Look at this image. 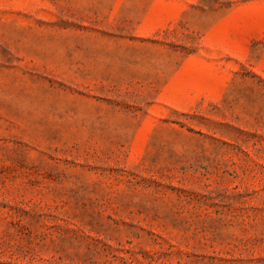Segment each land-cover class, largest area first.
<instances>
[{"label":"rangeland","instance_id":"rangeland-1","mask_svg":"<svg viewBox=\"0 0 264 264\" xmlns=\"http://www.w3.org/2000/svg\"><path fill=\"white\" fill-rule=\"evenodd\" d=\"M0 264H264V0H0Z\"/></svg>","mask_w":264,"mask_h":264}]
</instances>
